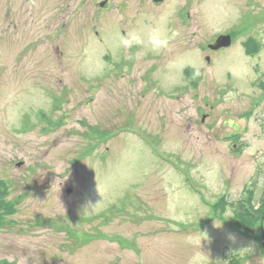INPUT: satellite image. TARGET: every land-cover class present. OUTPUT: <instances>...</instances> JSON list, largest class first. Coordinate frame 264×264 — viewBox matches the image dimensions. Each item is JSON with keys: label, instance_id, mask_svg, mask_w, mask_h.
<instances>
[{"label": "rangeland", "instance_id": "374dc122", "mask_svg": "<svg viewBox=\"0 0 264 264\" xmlns=\"http://www.w3.org/2000/svg\"><path fill=\"white\" fill-rule=\"evenodd\" d=\"M101 1L0 0V202L15 210L0 264H264V215L250 234L231 224L264 192V0H131L127 16ZM182 8L171 66L144 84L123 31L181 24Z\"/></svg>", "mask_w": 264, "mask_h": 264}, {"label": "flooded vegetation", "instance_id": "af4514ba", "mask_svg": "<svg viewBox=\"0 0 264 264\" xmlns=\"http://www.w3.org/2000/svg\"><path fill=\"white\" fill-rule=\"evenodd\" d=\"M27 1H33V0H27ZM40 1V7L41 6H44V0H39ZM83 1V0H81ZM128 1V2H127ZM141 1V0H140ZM134 2V1H133ZM167 3V0H152V3H150L152 6H156V7H160V6H163V5H166ZM108 1L107 0H104V1H101L100 2V6H101V9H104L108 6ZM126 6L125 7V11H124V15L127 16L126 12L129 11V6L131 4V0H126ZM139 4V3H138ZM141 8V6H140ZM139 15V13H137L136 17ZM158 16L162 15V11L159 12V14H156ZM10 17V14L7 15V18ZM135 17V15H133V18H129L128 21H129V24L135 22V20L137 19ZM189 17H190V14H189V10L188 8H182L180 12H178L176 14V17H175V21L181 23V24H175L173 26L172 22L174 21L173 20V17L171 16V19H169L166 15L165 19H166V24H164V31H166V33L169 35V34H172L173 33H177L179 36H181L183 34V31L185 32V28L188 27V20H189ZM13 21L11 20L10 23H12ZM180 25V27H179ZM60 27V30L58 31V35L59 33L61 32V26ZM125 30V29H123ZM122 30V31H123ZM123 34H124V37H125V40H127L129 38V36L133 33H128L126 31H123ZM230 34L232 36V39L234 41V38L236 37V31L232 30L230 33H223V34H219L218 36H216V39L211 42V43H208L206 45L208 51L214 55L216 54H219L220 52L228 49V48H220V49H217V50H212L209 48V45L215 43V41L217 40V38L220 36V35H228ZM171 36V35H169ZM236 39V38H235ZM170 41V40H169ZM230 48V47H229ZM124 50L122 51L123 55L127 52V53H130V56H129V59H126V57H124V61H128V65H132L133 67H142V66H146L145 69H138L139 72L137 74V76H140L141 80L143 82H145L144 84H146L147 82L151 81V84H153L156 88H158L159 86V82H156L154 77L156 76V73L157 71H159V74L158 75H165V71H166V63L167 61L169 60V64L171 66V60L169 59V57L167 56H170V54L167 55L168 52H166V48L165 49H162L161 52H158V53H154V52H151L149 50H146V49H143L139 46H136V45H133L129 48H123ZM207 51V52H208ZM159 56L160 59H158L157 61L155 57ZM165 58V59H164ZM207 58H210L209 55H206V60ZM60 60H57L56 58H52L51 59V62L53 65H60L62 62H61V59L58 58ZM151 60V61H150ZM211 61V59H210ZM148 62H151V64H149ZM40 63V62H39ZM127 63H124V66L126 65ZM129 72H131L129 70ZM187 73V72H186ZM186 73H183L184 74V77H189ZM195 75V74H194ZM196 86V85H194ZM188 89V88H187ZM60 116V115H59ZM258 120V119H257ZM231 122V121H229ZM227 130L228 132H231V130H234L235 129V126L236 124H234L233 122H231L229 125L227 124ZM229 128L231 129L229 131ZM232 134H234V132L232 131Z\"/></svg>", "mask_w": 264, "mask_h": 264}, {"label": "trees", "instance_id": "16d2710c", "mask_svg": "<svg viewBox=\"0 0 264 264\" xmlns=\"http://www.w3.org/2000/svg\"><path fill=\"white\" fill-rule=\"evenodd\" d=\"M254 54L259 51L258 45L253 44V49L250 47ZM188 72V71H187ZM192 78V73L189 75ZM2 184V183H1ZM5 186L3 187L4 190ZM3 190L0 189V197L4 195ZM229 203L225 200H221L215 207L219 209L220 215L224 216V210ZM259 205L256 206L254 202V191L251 190L250 195L244 199L242 202H237L234 206L235 209V219L234 223L236 224V229L238 231H242L243 233L250 234L255 231L257 228V222L259 219V215H264V192L259 199ZM14 205H4L3 202H0V226L3 225L4 215L6 213H13ZM233 264V262L231 263ZM235 264H239L237 260Z\"/></svg>", "mask_w": 264, "mask_h": 264}, {"label": "clouds", "instance_id": "9594fccd", "mask_svg": "<svg viewBox=\"0 0 264 264\" xmlns=\"http://www.w3.org/2000/svg\"><path fill=\"white\" fill-rule=\"evenodd\" d=\"M169 40V35L161 27H149L143 33L136 32L131 34L127 40L121 41V45L125 48L136 45L158 53L168 47Z\"/></svg>", "mask_w": 264, "mask_h": 264}, {"label": "water", "instance_id": "95a60500", "mask_svg": "<svg viewBox=\"0 0 264 264\" xmlns=\"http://www.w3.org/2000/svg\"><path fill=\"white\" fill-rule=\"evenodd\" d=\"M232 43V38L230 35H224L220 36L216 43L213 45H210L211 49H219L221 47H229ZM263 246H264V232H263Z\"/></svg>", "mask_w": 264, "mask_h": 264}]
</instances>
